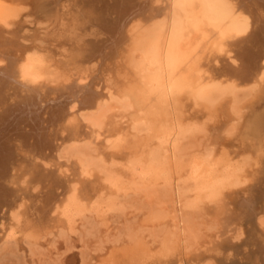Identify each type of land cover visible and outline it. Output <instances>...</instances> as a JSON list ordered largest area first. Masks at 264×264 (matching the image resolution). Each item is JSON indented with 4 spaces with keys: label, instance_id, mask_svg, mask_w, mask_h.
I'll list each match as a JSON object with an SVG mask.
<instances>
[{
    "label": "bare ground",
    "instance_id": "bare-ground-1",
    "mask_svg": "<svg viewBox=\"0 0 264 264\" xmlns=\"http://www.w3.org/2000/svg\"><path fill=\"white\" fill-rule=\"evenodd\" d=\"M19 1L0 0L5 31ZM64 1L82 11L67 19ZM46 8L50 25L84 41L66 60L42 45L0 44V263L24 245L32 252L81 228L99 233L130 210L149 211L138 235L165 230L161 257L192 250L210 214L228 240L244 237L251 214L264 229V150L256 158L217 150L206 123L188 115L225 111L239 125L258 103L253 130L264 139V0H48Z\"/></svg>",
    "mask_w": 264,
    "mask_h": 264
},
{
    "label": "rangeland",
    "instance_id": "rangeland-1",
    "mask_svg": "<svg viewBox=\"0 0 264 264\" xmlns=\"http://www.w3.org/2000/svg\"><path fill=\"white\" fill-rule=\"evenodd\" d=\"M47 1L48 0H23V1L20 0L18 4L20 8V13L22 14V15L21 14L19 15V18L21 19L16 18L17 22L15 20L10 30L5 31L4 29L0 27L1 46L3 47L15 46V48L23 46V48H25L27 47L29 43L31 44H29L28 47L35 46L36 44L42 45L48 48L51 51V53L54 54L55 58L58 60H66L67 58H70L71 56L75 55L78 51V47L82 44L84 40L82 41L78 40V38H75V36L73 35L71 36L70 33L62 31L60 27H58L57 25L56 26L50 25L48 23L49 11L46 10ZM63 5L60 10L63 14L65 13L67 15V19L69 16H71L70 14H74V11L77 14H79L80 11H82L81 9L82 5H80V10L78 11L76 10L78 6L75 8H72L70 2L64 1ZM42 8L44 11L42 10ZM45 10L48 13L45 12ZM21 11H23V13ZM25 11L28 13H26ZM35 17L37 18L35 19ZM29 18L31 20L32 18L33 20L34 19L35 20L31 21L29 20ZM25 21H27L29 25L25 24ZM41 23L42 24L44 23L43 25H45V28ZM33 25L35 26L33 27ZM88 25L90 24L87 23V26ZM46 27H48V29ZM27 31L30 34L26 33ZM42 31L44 32L42 33ZM49 33L50 35H48ZM46 34L47 36H45ZM67 34H68V38H66ZM24 36L26 38H24ZM30 36H32L34 39H31L32 37ZM52 36L53 37L55 36L54 37L55 39ZM27 37L29 40L27 39ZM10 38H12L13 40ZM22 40L24 41L26 40V43L24 41L23 43ZM39 40H43V41L39 42ZM71 40H73L72 41L73 44ZM56 42H58L59 45ZM45 44L46 45L49 44V46H45ZM57 50H59L60 52ZM69 53L70 55L68 56ZM256 105L258 106V103L255 104L253 102V104H248L245 107V110H246V111L244 110L245 117L241 123H238L239 125H237V122L230 123L229 115H227L225 111L224 112L221 111L214 119H210L208 114L205 115L204 113L195 112L193 110H190L188 115H190V117L194 120L206 123L208 127L209 138L212 136L210 140L213 143L215 142V148H217V150L225 149L232 153L236 150H246L249 153V155L256 158L258 154L260 153V151L262 149L264 150V139L259 138L258 133L255 130H253V128H255L253 125L254 124L253 115L255 111L254 106ZM263 111H264V106L258 109V112L260 113ZM232 125H235L236 130L232 131V127H231ZM233 133L235 134L233 135ZM37 162H41V161H37ZM262 164L264 165V163ZM27 181L29 184L24 185L21 183L20 186L23 188H25L26 186H29L31 178L27 177ZM40 190H42V187L40 188ZM245 195H246L245 197L248 196V194H245ZM232 207L233 208L236 207L235 199H233ZM259 207L261 208L264 207V199L259 202ZM250 212H253V210H251ZM148 218H149L148 210H145V209L144 210H130L129 212H127V215H120L118 217L112 218L109 221L108 226L102 229V231L99 233H96L94 231L93 232L88 231L89 228L88 229L81 228V231H80L81 233L78 232L76 235L73 236L71 240L69 239L65 241V238L60 239L61 237H58L52 241L44 242L43 246H41L37 251H32V252L28 249L27 246L24 245V247L21 248V250L19 251L18 256L13 255L12 257L11 256L6 257L0 264H116V263L117 264H126V263L127 264H136V263L137 264H171L172 261H178V260H181V261L183 260L184 261L183 264L184 263L186 264H193V263L194 264H206L208 260H211L210 262H212V264H255V259H257L260 264H264V254L261 251L262 250L261 248H264V229L260 226L258 221H256L255 216H252V214L248 217V219H252L251 222L246 223L244 225V228H245V235H243L244 237H242L241 239L238 238L240 241L238 240L235 241L236 237L228 240L226 236L220 233V230H223V229H220L221 228L220 226H218V228H213L215 227L214 225L215 219L214 217H212V214H210L209 216L206 217L204 225L201 227L198 238L194 240L192 250L189 249L187 251H183L182 255L176 254L170 257H161L160 255L161 244L165 238L164 236L165 230L161 228L159 225L154 230L145 229L143 233L138 235L137 231L139 230V228H141V226H144V222ZM129 222L131 225L129 224ZM174 227H175L174 223L170 222V224L168 225V230L174 231L175 230ZM83 229L85 231H83ZM91 233H93L94 235H92ZM116 236L120 238L123 237V239L119 238L121 242ZM129 236L130 237L132 236L131 238L132 241ZM80 237H83V238H80ZM94 237L95 239H93ZM81 240H84L83 241L84 243ZM115 242L116 244H114ZM54 244H56V246ZM143 244L146 245V248ZM150 244H153V245H150ZM139 245L143 246V248L146 251V254L141 253V251L137 252V248ZM207 247H212L213 248L212 252L211 251L207 252L205 249ZM20 253H24V256L25 255L26 256L24 257L22 256L23 254H20ZM32 253L35 257H33ZM82 256L84 258H82ZM13 257L15 258L13 259ZM5 260H7V262ZM113 262H116V263H113ZM178 264H181V263H178Z\"/></svg>",
    "mask_w": 264,
    "mask_h": 264
}]
</instances>
